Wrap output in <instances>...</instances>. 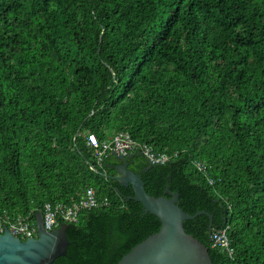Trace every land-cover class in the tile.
<instances>
[{"label": "trees", "instance_id": "1", "mask_svg": "<svg viewBox=\"0 0 264 264\" xmlns=\"http://www.w3.org/2000/svg\"><path fill=\"white\" fill-rule=\"evenodd\" d=\"M118 132L176 153L148 167L136 150L129 168L212 213L211 230L204 214L183 229L213 264H264V0H0V214L87 188L107 200L68 223L51 264H117L159 230L109 178L119 160L98 166L86 144ZM223 226L232 256L211 247Z\"/></svg>", "mask_w": 264, "mask_h": 264}, {"label": "water", "instance_id": "2", "mask_svg": "<svg viewBox=\"0 0 264 264\" xmlns=\"http://www.w3.org/2000/svg\"><path fill=\"white\" fill-rule=\"evenodd\" d=\"M137 154H141V151L138 150ZM111 155L119 163L113 166L115 174L108 175L109 178L116 180L122 187L130 186L133 192L130 197L140 202L144 211L160 221L159 230L133 246L117 264H213L207 248L183 229L184 220L204 214L209 218L208 229L211 230L212 213L197 210L190 215L184 212L176 204L178 194L169 191L168 187L165 192L170 195L169 198L148 194L139 173L128 168L134 153L123 155L112 152ZM91 167L96 170L94 166ZM34 219L36 234L26 239L13 235L3 225L4 231L0 233V264H51L55 258L65 255L68 223L61 222L48 231L43 227L40 210Z\"/></svg>", "mask_w": 264, "mask_h": 264}, {"label": "built area", "instance_id": "3", "mask_svg": "<svg viewBox=\"0 0 264 264\" xmlns=\"http://www.w3.org/2000/svg\"><path fill=\"white\" fill-rule=\"evenodd\" d=\"M86 144L92 149L93 159L98 166L104 162L108 154L112 152L127 155L136 150L141 151L147 163L163 164L172 159L176 153L157 152L145 143L135 141L128 133L118 132L111 137L99 140L94 134L86 135ZM199 169H204L205 165L197 164ZM107 204V200H99L95 191L92 188H87L83 191L80 197L71 204L64 203H44L40 210L42 215L43 227L50 231L61 222H74L77 220L79 213L82 210H87ZM36 214V213H35ZM34 210L23 214L16 213L13 215L3 212L0 214V233L4 231V226L15 236L21 239L35 236L36 223L34 219ZM228 226L215 228L210 232L211 247H217L232 256L233 248L229 243Z\"/></svg>", "mask_w": 264, "mask_h": 264}, {"label": "flooded vegetation", "instance_id": "4", "mask_svg": "<svg viewBox=\"0 0 264 264\" xmlns=\"http://www.w3.org/2000/svg\"><path fill=\"white\" fill-rule=\"evenodd\" d=\"M130 166V165H129ZM129 166H128V168H129ZM130 169V168H129Z\"/></svg>", "mask_w": 264, "mask_h": 264}, {"label": "clouds", "instance_id": "5", "mask_svg": "<svg viewBox=\"0 0 264 264\" xmlns=\"http://www.w3.org/2000/svg\"><path fill=\"white\" fill-rule=\"evenodd\" d=\"M149 164V163H148Z\"/></svg>", "mask_w": 264, "mask_h": 264}]
</instances>
